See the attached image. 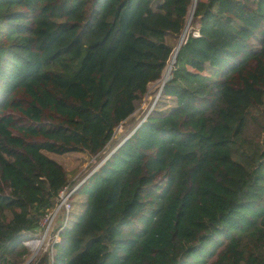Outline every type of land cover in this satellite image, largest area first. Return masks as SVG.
<instances>
[{
    "label": "trees",
    "instance_id": "16d2710c",
    "mask_svg": "<svg viewBox=\"0 0 264 264\" xmlns=\"http://www.w3.org/2000/svg\"><path fill=\"white\" fill-rule=\"evenodd\" d=\"M192 2L0 0V264L28 261L70 184L46 153L99 163L48 264H264V129L227 92L264 49V0H197L160 86Z\"/></svg>",
    "mask_w": 264,
    "mask_h": 264
},
{
    "label": "rangeland",
    "instance_id": "374dc122",
    "mask_svg": "<svg viewBox=\"0 0 264 264\" xmlns=\"http://www.w3.org/2000/svg\"><path fill=\"white\" fill-rule=\"evenodd\" d=\"M196 2L197 0H193L182 34L173 44L174 50L163 71L160 86L163 83V77L166 70L169 68L168 64L172 61L174 51L176 50L175 48H177L178 43H182L188 33L191 32V21L195 11ZM182 36L184 37L181 40ZM257 40L258 38H255L251 42L253 50L255 52L258 51L257 55L244 64L237 73L229 77L227 80V92L235 101L241 103L243 106L249 137L255 139L257 142H260L264 129V49L261 47V41ZM208 70L213 72L211 69ZM155 86L156 85L149 86L147 93L142 97L141 102L133 116L115 129L114 138L125 133L127 128L132 127L129 133L125 136L128 138L132 132H134V128H136V126L143 121L145 115L151 111L153 103L158 97V95L154 97L151 93ZM22 96V94H18L17 99L21 100ZM8 111L15 116L17 123L20 124L19 119H21V115L17 112L14 114V110L12 108ZM124 140L125 139L121 141L123 142ZM107 149L108 150L105 152L106 154L113 150V146ZM46 154L62 165L66 174V179L70 184L65 190L67 197L65 201L66 204L60 203V205L63 204L61 208H59L60 205L55 207L50 212L48 218L45 221L44 219L41 221L37 230L38 236L35 239H30L24 242L25 246L30 250V257L27 261L28 264L37 256L44 257L41 264H48L45 257L47 254L49 259L53 256V245L61 241V231L65 226L72 225L77 219L79 213L84 210L86 202L85 196L77 193V190L82 187V185L87 181L88 176L98 167L99 164L97 163V165H95L96 158L86 154ZM86 168L89 170L84 173ZM73 190L74 192H72Z\"/></svg>",
    "mask_w": 264,
    "mask_h": 264
},
{
    "label": "built area",
    "instance_id": "2783aa9c",
    "mask_svg": "<svg viewBox=\"0 0 264 264\" xmlns=\"http://www.w3.org/2000/svg\"><path fill=\"white\" fill-rule=\"evenodd\" d=\"M197 35V32H194V36H196ZM171 74V73H170ZM170 76H168L167 77V79L169 78ZM166 79V80H167ZM166 80H163V82H165ZM163 84V83H162ZM67 188H65L64 190H62L61 192H60V194H59V199H60V201H59V203L56 205V207H58L59 205H60V203H64V204H66L65 203V201H66V192H65V190H66ZM72 192H74V190L72 191ZM63 206V204H61L60 205V207L59 208H61ZM50 214V213H49ZM49 214L46 216V218L44 219V221L48 218V216H49ZM25 242V241H24ZM24 245H25V243H24Z\"/></svg>",
    "mask_w": 264,
    "mask_h": 264
},
{
    "label": "bare ground",
    "instance_id": "6f19581e",
    "mask_svg": "<svg viewBox=\"0 0 264 264\" xmlns=\"http://www.w3.org/2000/svg\"><path fill=\"white\" fill-rule=\"evenodd\" d=\"M183 37H184V36L181 37V40H182ZM182 42H183V41H182ZM180 44H182V43L179 42L177 48H175L176 50L174 51V55H173L172 61L168 64V67H169V68L166 70V73H165V75H164V77H163V80H166L167 77L170 75L171 68H172V65H173V62H174V57H175V55H176V51H177L178 47L180 46Z\"/></svg>",
    "mask_w": 264,
    "mask_h": 264
},
{
    "label": "water",
    "instance_id": "95a60500",
    "mask_svg": "<svg viewBox=\"0 0 264 264\" xmlns=\"http://www.w3.org/2000/svg\"><path fill=\"white\" fill-rule=\"evenodd\" d=\"M181 45V44H180ZM179 48H180V46L178 47V49H177V51H176V54L178 53V50H179ZM175 58H176V55H175V57H174V62H173V65H174V63H175ZM25 264H28V262L27 263H25Z\"/></svg>",
    "mask_w": 264,
    "mask_h": 264
}]
</instances>
